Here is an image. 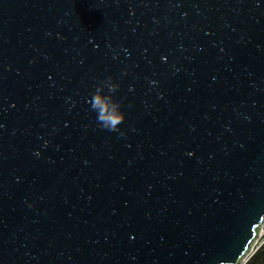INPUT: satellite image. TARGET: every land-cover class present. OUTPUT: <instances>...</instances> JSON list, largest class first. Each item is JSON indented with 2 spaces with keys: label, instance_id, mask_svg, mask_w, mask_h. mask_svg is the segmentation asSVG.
I'll return each mask as SVG.
<instances>
[{
  "label": "water",
  "instance_id": "1",
  "mask_svg": "<svg viewBox=\"0 0 264 264\" xmlns=\"http://www.w3.org/2000/svg\"><path fill=\"white\" fill-rule=\"evenodd\" d=\"M263 224L264 0H0V264H243Z\"/></svg>",
  "mask_w": 264,
  "mask_h": 264
},
{
  "label": "clouds",
  "instance_id": "2",
  "mask_svg": "<svg viewBox=\"0 0 264 264\" xmlns=\"http://www.w3.org/2000/svg\"><path fill=\"white\" fill-rule=\"evenodd\" d=\"M110 81L111 77H108L98 84L89 102L91 109L97 113L100 126L110 131H117L118 125L124 120V113L120 110V103L114 100L112 95L118 85ZM105 87L108 88L107 93L103 91Z\"/></svg>",
  "mask_w": 264,
  "mask_h": 264
},
{
  "label": "trees",
  "instance_id": "3",
  "mask_svg": "<svg viewBox=\"0 0 264 264\" xmlns=\"http://www.w3.org/2000/svg\"><path fill=\"white\" fill-rule=\"evenodd\" d=\"M244 264H264V242L252 253Z\"/></svg>",
  "mask_w": 264,
  "mask_h": 264
},
{
  "label": "built area",
  "instance_id": "4",
  "mask_svg": "<svg viewBox=\"0 0 264 264\" xmlns=\"http://www.w3.org/2000/svg\"><path fill=\"white\" fill-rule=\"evenodd\" d=\"M263 237V238H262ZM264 242V224H263V226H262V228H261V232H260V235H259V237H258V242H257V244H256V246L255 247H253L252 249H251V252H250V254L247 256V258H246V260L252 255V253L262 244ZM246 260L244 261V263L246 262ZM243 263V264H244Z\"/></svg>",
  "mask_w": 264,
  "mask_h": 264
},
{
  "label": "bare ground",
  "instance_id": "5",
  "mask_svg": "<svg viewBox=\"0 0 264 264\" xmlns=\"http://www.w3.org/2000/svg\"><path fill=\"white\" fill-rule=\"evenodd\" d=\"M257 242H258V238L254 241L252 248L256 246Z\"/></svg>",
  "mask_w": 264,
  "mask_h": 264
},
{
  "label": "rangeland",
  "instance_id": "6",
  "mask_svg": "<svg viewBox=\"0 0 264 264\" xmlns=\"http://www.w3.org/2000/svg\"><path fill=\"white\" fill-rule=\"evenodd\" d=\"M263 238V237H262Z\"/></svg>",
  "mask_w": 264,
  "mask_h": 264
}]
</instances>
